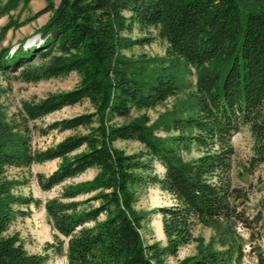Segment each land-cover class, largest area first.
<instances>
[{
  "label": "trees",
  "instance_id": "obj_1",
  "mask_svg": "<svg viewBox=\"0 0 264 264\" xmlns=\"http://www.w3.org/2000/svg\"><path fill=\"white\" fill-rule=\"evenodd\" d=\"M21 1L0 0V18ZM49 11L30 47L11 53L2 44L25 21L0 31L1 73L19 72L27 83L79 76L71 90L25 102L18 124L0 110V264H46L8 233L17 216L42 202L21 194L23 181L7 170L55 159L58 168L36 178L44 191L67 183L45 209L56 237L68 241V264H166L165 256L195 241L198 252L178 264H241L247 253L264 264V250L253 244L262 215L249 213V190L232 179V140L243 127L255 140L249 171L264 165V0H50L27 21ZM152 27L167 43L165 54H128L154 40ZM135 28L141 36H132ZM192 68L196 88L186 104L152 120L146 110L187 89ZM85 101L89 111L42 129L72 134L54 147H32L30 121ZM129 140L144 149L129 153L116 145ZM193 148L199 154L186 158ZM92 169V179L73 182ZM149 185L171 196L169 205L152 210L161 215L165 245L142 237L147 212L136 203ZM198 225L215 230L221 249L195 236ZM239 228L250 235L249 252Z\"/></svg>",
  "mask_w": 264,
  "mask_h": 264
},
{
  "label": "rangeland",
  "instance_id": "obj_2",
  "mask_svg": "<svg viewBox=\"0 0 264 264\" xmlns=\"http://www.w3.org/2000/svg\"><path fill=\"white\" fill-rule=\"evenodd\" d=\"M50 0H22L18 6L9 11L6 15L0 18V31L3 26L9 22H24L18 27H12L6 34L2 44L9 46L13 53L20 45L25 48L32 46L40 41L39 28L44 25L52 15V12H46L37 19L27 21L36 12L48 5ZM56 5L60 0H51ZM151 36L154 40L151 43L143 46H135L128 54L146 53L149 56H163L165 54L167 43L165 40L158 37V28H150ZM142 34L134 29L132 36L138 37ZM187 89L175 97H171L164 104L158 105L156 108L146 110V113L152 120L156 119L159 113L165 111L166 108H172L186 104L188 101V93L196 88L197 72L192 68V73L188 75ZM79 81L77 73L73 72L64 77L50 78L39 81L37 83L25 82L19 72H0V110L7 122L18 124L21 120L23 105L25 102L33 99H42L50 94L64 92L73 89ZM91 109L88 101L74 106H66L61 110L53 112L38 121H30L32 147L36 149H46L54 147L66 136L72 134V131H57L53 130L47 134L42 133V129L56 120L72 117L81 113H85ZM160 134H163L160 132ZM233 145L235 147V155L233 158L232 179L234 184L245 187L249 190V201L247 208L249 213H261L262 225L259 230V238L253 241V244L261 245L264 250V165L259 166L253 172L248 169V162L253 154V146L255 143L254 137L248 127H243L240 132L234 135ZM116 145L125 149L126 152H138L143 150V145L136 140L118 141ZM198 151L193 148L190 153L185 152L186 158L197 156ZM61 160L55 159L43 163H35L30 168L9 167L7 175L9 177L22 180L23 183L18 187V191L25 195H32L34 198L41 200V205L38 207L31 206L28 214L25 216H17L12 222L8 233H16L24 248L29 253L40 254L46 258V264H68V241L65 237H56V231L49 221L45 209V203L62 191V188L67 184H63L54 188L51 191H44L37 182V174L44 173L49 175L58 168ZM154 172L162 176L164 169L162 165L155 161ZM96 174V170L78 176L73 182H81L92 179ZM171 196L162 190L158 185H149L147 189L141 192L136 203V208L140 211L147 212V220L143 224L141 230L142 237L145 243L159 242L165 245V235L162 228L161 215L153 212L154 208L159 206L169 205ZM238 231L244 238L245 252H249L251 248L250 235L244 228H239ZM194 234L196 237H201L204 244L210 241L215 249H221L217 242L215 230L209 226L198 225L195 227ZM59 240L62 242V251L55 250ZM198 252V242H192L182 246L177 255L165 256L166 264H178L180 260L187 256L195 255ZM255 260L252 255L247 253L241 264H254Z\"/></svg>",
  "mask_w": 264,
  "mask_h": 264
}]
</instances>
